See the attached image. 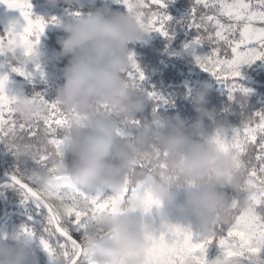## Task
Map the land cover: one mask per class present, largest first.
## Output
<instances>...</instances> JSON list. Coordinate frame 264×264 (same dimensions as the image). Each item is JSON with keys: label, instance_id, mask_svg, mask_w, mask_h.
Instances as JSON below:
<instances>
[{"label": "snow or ice", "instance_id": "6c2138e0", "mask_svg": "<svg viewBox=\"0 0 264 264\" xmlns=\"http://www.w3.org/2000/svg\"><path fill=\"white\" fill-rule=\"evenodd\" d=\"M119 2L137 15L149 33L159 31L171 41L172 17L166 11L171 0ZM0 3L10 9H19L22 17V21H13L0 34V55L5 56L6 61L13 56L31 54L40 42L46 23H58L55 17L45 21L43 17L34 16L31 0H0ZM184 22L195 33L193 39L184 45L195 63L224 82L230 97L237 90L246 91L235 82V78L242 75V65H251L264 58V0H192ZM205 42L210 50L197 55L195 46ZM129 58L132 68L126 75L134 85L141 86L144 73L133 53H129ZM24 65L26 63L17 61L12 71L30 77L32 73L25 72ZM35 67L41 69L40 64ZM8 82V73L0 74V141L9 150H14L17 158L23 148L37 167L47 169L53 177L49 184L38 186L34 175L19 168L7 173L11 183L21 190V204L31 200L37 208L46 210L41 222L42 231L36 232L32 224H24L22 232L29 238L37 236L53 260L59 254L67 264H93L86 242L101 232L96 227L99 215L118 213L117 200L127 199L130 195L143 199L146 217H151V210L159 206L160 202L154 199L147 186L133 177L154 169L167 172L164 154L140 159L132 173L122 179L118 188L111 189L110 194L101 187L82 189L64 174L65 139L62 130L71 121L84 117L75 111H65L56 100L50 101L39 92L31 97L10 94ZM147 94L157 100L164 99L151 91ZM21 97H27L33 105L39 106L33 109L27 120L16 111ZM97 109L106 114L113 111L107 105H98ZM133 125L138 126L139 121L134 119L118 126L117 134L128 138L129 128ZM215 139L223 150L233 154L237 165L245 171L242 191L246 194V202L233 196L231 207L223 217L218 214L210 228L195 240L191 228L178 223L151 227L144 264H264V111L248 117L231 133H217ZM213 242L218 253L209 259L208 249Z\"/></svg>", "mask_w": 264, "mask_h": 264}, {"label": "clouds", "instance_id": "9594fccd", "mask_svg": "<svg viewBox=\"0 0 264 264\" xmlns=\"http://www.w3.org/2000/svg\"><path fill=\"white\" fill-rule=\"evenodd\" d=\"M56 24L65 35L59 38L60 49L53 58L69 59L54 100L65 111L84 117L62 130L63 171L72 184L85 190L118 188L140 159L149 155L155 158L159 153L164 154L167 172L154 169L137 173L133 179L144 183L160 202L150 213L158 218L160 227L172 223L169 210L174 209L185 220L196 221L208 230L218 214L222 218L231 207L233 196L246 202L242 191L245 171L215 139L217 133L226 131L225 125L216 123L213 132L205 130V118L214 119V110L206 107L207 83L192 90L197 117L191 125L179 115L157 114L151 123L131 126L128 138L117 134L118 126L143 113L149 99L126 75L132 68L129 43L141 41L149 33L134 12L97 9L58 19ZM43 56L36 46L28 56L12 59L35 65L41 64ZM98 105L110 106L113 111H98ZM38 107L21 97L16 111L27 120ZM193 136L200 139L194 140ZM18 155L29 157L23 148ZM30 174L38 186L53 180L43 167H36ZM225 187L231 188L234 195L226 193ZM178 193L182 199L177 198ZM116 207L118 213H103L96 218L101 232L86 242L91 260L93 264H144L151 226L143 214V199L130 195L118 199ZM50 259L52 264H67L59 254ZM0 264H39L30 238L22 233L0 237Z\"/></svg>", "mask_w": 264, "mask_h": 264}, {"label": "trees", "instance_id": "16d2710c", "mask_svg": "<svg viewBox=\"0 0 264 264\" xmlns=\"http://www.w3.org/2000/svg\"><path fill=\"white\" fill-rule=\"evenodd\" d=\"M106 5L104 10L106 11H125L117 5L116 0H105ZM72 2V1H71ZM73 4H67L66 10L68 15L73 16L74 13L79 12L81 14L88 13L99 9L102 6L100 0H92L90 2H81V5L72 2ZM192 0H171L168 3L166 11L172 17L170 21L169 32L172 33V39L169 42L167 37H156L155 35L159 31H152V38L145 37L141 41L130 42L128 47L133 51L135 59L144 73V80L141 82L140 91L147 96V86L155 84L158 86L162 83L171 88V85H175L174 88L167 90L172 93L170 102L162 105L161 100H156L148 96V103L143 113H137L135 120L139 121V126H142L145 122L151 123L154 115L161 116H176L182 117L186 124L191 125L196 117L195 104L192 101V90L199 87L202 83H207L208 94L206 96V107L214 110V119L209 120L205 118L204 125L205 130L213 132L215 130L214 125L216 123H223L226 131L231 133L233 128L239 127L243 121L252 116L257 111H264V58L257 59L251 65H242L240 77L235 78L236 82H240L243 77L250 75L246 78L249 81L253 79L254 84L246 91H240L233 93L230 97L228 90L224 93L219 92L214 86H209L211 82H206L207 78L197 75V71H202L204 74H210L199 67L194 61L193 55L189 50L184 48L185 43L192 40L195 33L188 29L184 22V18L189 14ZM70 12V13H69ZM60 28L56 30L45 27L44 33L41 35V44L53 55L60 49L58 40L64 36ZM156 37V38H155ZM40 43V42H39ZM209 45L205 42L203 44H197L195 46V52L197 55H203L209 51ZM51 55V56H52ZM51 58V57H50ZM68 57H63L60 60L54 58L49 59L52 65H55L57 69L64 70L65 65L68 62ZM186 62L187 65L195 67V74L192 77L193 89L189 94L188 89L182 86L176 85V77L178 76L177 64ZM42 63V62H41ZM49 66V65H48ZM48 70H45L41 78H32L29 76L17 75L21 83L20 95L31 97L35 93L39 92L45 96L48 100H54L56 95V88L63 83L64 76L58 73L47 76ZM151 81V82H150ZM241 86V85H240ZM242 88V86H241ZM243 89V88H242ZM166 95V94H165ZM241 98H243L241 100ZM194 140L200 139L199 136H193ZM14 150H9L6 144L0 141V175L3 172H11L16 168H19L22 172L30 173L37 166L35 162L27 156H21L17 158L14 154ZM2 180L10 181L9 178H3ZM1 180V181H2ZM1 184V183H0ZM12 190H1V194L6 201L8 210H21L22 212H16L14 214H7L6 218L0 223V226L6 224V231L2 232V237H7L14 234H24L22 232V225L32 224L35 228V219L29 212L24 210H41L44 214L45 209L37 208L36 205L29 200L26 204H21L23 199L21 190L18 186L12 184ZM102 190L106 193H111V189L107 186H101ZM224 191L230 196L234 195L233 190L229 187H225ZM16 194V195H15ZM18 194V195H17ZM11 196V197H10ZM178 199H182V194H177ZM18 203L16 208L12 209V203ZM1 210H3V203L0 199ZM12 205V206H11ZM15 212V211H14ZM3 212L0 211V216ZM29 216L32 219H29ZM169 217L172 223H178L191 228L193 232V238L198 239L202 236L204 230L200 227L196 221H187L182 218L179 213L174 210H169ZM152 228L159 227V220L155 216L146 217ZM26 235V234H24ZM32 247L36 252L39 260V264H49L48 255L43 251V247L40 241L32 237L30 239ZM218 253L215 242H213L208 249L209 259L214 258Z\"/></svg>", "mask_w": 264, "mask_h": 264}, {"label": "rangeland", "instance_id": "374dc122", "mask_svg": "<svg viewBox=\"0 0 264 264\" xmlns=\"http://www.w3.org/2000/svg\"><path fill=\"white\" fill-rule=\"evenodd\" d=\"M71 1L72 2L75 1L76 3L81 5V2H84V1L90 2L92 0H56L55 3H53L52 0H31L32 12H33L34 16L43 17L45 19V21H49L53 17H55L56 19L62 20V19L70 17V15H68V11L66 10V6H67V4H73ZM111 1H114V0H111ZM100 2L102 3V6H100L99 9L104 10V6L106 5V1L100 0ZM116 2H117V5H119L120 7H123L122 9H124L125 11L127 10L125 5L121 2H119V0H116ZM16 20L22 21V17L20 15L19 9H10V8H7V6L5 4L0 3V34H3L5 32V30L11 25V23L13 21H16ZM46 27L49 29H52V30H56L57 28H59V26L56 23H46ZM155 36L156 37H165L164 35L161 34V32L157 33ZM145 37H149L151 39L152 38V32L147 33ZM37 46L44 53V56L42 57V60H41L42 63L40 64L41 69H36L35 65L32 64L31 62H29L26 65H24L25 72L32 73V75L30 76L32 78H34V77L41 78L43 76V75H41V70L43 73L45 70H48L47 76L53 75L55 73H58L61 76H63L64 70H59L56 68L55 65H52L50 63L49 59L53 58V55L50 54V52L46 49V47H44L41 44V39H40V43ZM131 53H133V51H131ZM16 64H17V62L15 60L11 59V60L6 61V57L3 55H0V74L7 72L9 75V82H8L9 92H10V94L15 93V94L20 95V91L22 90L21 89L22 87H21V83L18 79L19 77L17 76L20 74L12 71V67L16 66ZM177 68H178V71H176V73H178V76L176 77V81H177L176 85L187 88L189 94H191V89H193L192 77L195 74V67H193L191 65H187L186 62H182L180 64H177ZM197 75L201 76V77H205L207 75L206 76V78H207L206 82H211L209 84V86H211V87L214 86L221 93H224L225 91L228 90V88L225 86V83L217 80V78L214 77L212 74H204L202 71L198 70ZM249 77H251V76L247 75L246 77H243V79H241L240 82H236V81L235 82L239 86L241 85L243 89L247 90L248 88H250L254 84V81L252 78H250L249 81H246V78H249ZM229 83H231V81H229ZM174 86L175 85H171V88H174ZM170 89H168V86H166L162 83H159L158 86L155 84H151V86H149V84H148L147 93L149 91H151V92H154L157 95L163 97L164 99L161 100V103H162V105H164V104H168L171 101L170 98L172 96V93L171 92L167 93V90H170ZM237 91H235V92H237ZM235 92H233V93H235ZM227 93H229V90ZM150 98H153V97H150ZM6 173H8V172H6ZM3 178H5V177H3ZM0 183H1L0 184V199L6 203L5 199L3 198L2 194H1V190H4V189L12 190L13 187L9 181L2 180V181H0ZM20 202H18V203L13 202L12 203V205H13L12 209L16 208V205L19 204ZM6 206H7V204H6ZM0 211L4 212V210H1V206H0ZM24 211H27L30 213V215L33 217V221L35 219V221H34L35 226H36L34 228L35 231L36 232L42 231L41 222L44 219V213L41 210H24ZM8 212L14 214L16 212H22V211L21 210H17V211L16 210H8V207H7V214H8ZM22 213H24V212H22ZM2 215H3V213H2ZM6 227H7L6 224L0 226V237H2L1 236L2 232L6 231ZM33 237L35 239L39 240V238L37 236H33ZM32 244H33V242H32ZM43 251L46 252L44 250V248H43ZM46 254L48 255L47 257H48L49 264H52V261L49 257V254L47 252H46Z\"/></svg>", "mask_w": 264, "mask_h": 264}, {"label": "water", "instance_id": "95a60500", "mask_svg": "<svg viewBox=\"0 0 264 264\" xmlns=\"http://www.w3.org/2000/svg\"><path fill=\"white\" fill-rule=\"evenodd\" d=\"M5 177V178H9L10 179V176L7 175V173H4L0 176V181L2 180V178ZM3 202V206H4V213L3 215L0 217V223L2 222V220L6 217V214H7V206H6V203L2 200Z\"/></svg>", "mask_w": 264, "mask_h": 264}]
</instances>
